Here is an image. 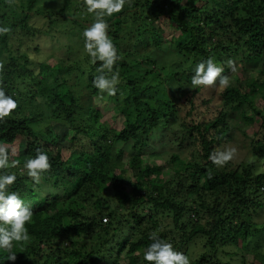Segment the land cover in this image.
I'll use <instances>...</instances> for the list:
<instances>
[{"label": "trees", "instance_id": "1", "mask_svg": "<svg viewBox=\"0 0 264 264\" xmlns=\"http://www.w3.org/2000/svg\"><path fill=\"white\" fill-rule=\"evenodd\" d=\"M95 18L84 0H0L8 29L0 33V87L17 101L0 120L9 155L0 173L16 175L9 190L32 209L28 238L12 241L15 260L0 249V262L149 264L143 250L155 233L190 264H230L223 259L241 252L227 247L249 252L248 238L264 235L254 219L264 210V171L232 159L214 165L209 154L227 149L238 130L253 134L252 155L264 160V0H125L104 16L120 57L112 66L119 97L110 96L125 113L119 130L107 125L106 92L92 84L102 61L84 50L82 32ZM17 27L32 37L60 34L69 45L63 56L30 60L13 49ZM209 57L229 85L218 77L192 88V69ZM37 148L50 168L34 183L23 164ZM196 242L202 251L192 258ZM243 257L235 264H264L261 251Z\"/></svg>", "mask_w": 264, "mask_h": 264}, {"label": "clouds", "instance_id": "2", "mask_svg": "<svg viewBox=\"0 0 264 264\" xmlns=\"http://www.w3.org/2000/svg\"><path fill=\"white\" fill-rule=\"evenodd\" d=\"M125 0H84L86 11L94 13L95 20L82 32L84 50L95 63L102 61L98 68L99 75L94 76L92 84L101 92L112 96L116 94L118 73L113 71V64L120 59L117 49L106 33L107 24L104 16H111L121 11ZM99 10V11H96ZM8 31L0 27V33ZM107 69V75L103 70ZM223 67L212 57L196 63L192 69L191 87L210 86L219 77V85L227 87L229 77L222 75ZM234 71V69H233ZM17 107V101L12 95L6 94L5 89L0 87V120L10 115ZM234 148L223 151L210 152L209 159L214 165H220L230 161L235 153ZM12 165L16 162L12 161ZM9 166V155L5 148L0 147V168ZM50 168L49 157L46 152L36 149L35 156L24 161L23 169L34 183H39L42 172ZM16 180L14 173H0V249L9 250L8 260H15L16 253L11 252L12 241H21L28 238L26 223L31 220L32 209L24 204V201L15 191H10L9 186ZM151 243L143 250V260L149 264H190L189 257L174 249L171 242L158 237L155 233L149 235ZM2 264V262H0Z\"/></svg>", "mask_w": 264, "mask_h": 264}, {"label": "rangeland", "instance_id": "3", "mask_svg": "<svg viewBox=\"0 0 264 264\" xmlns=\"http://www.w3.org/2000/svg\"><path fill=\"white\" fill-rule=\"evenodd\" d=\"M32 25H34L37 28H41V23L39 22H32ZM17 33V37H15L14 42H12V44L14 45L13 49H19V51H28V54L30 55V60H34V61H38V60H42L45 59V53H47L48 51H52L56 56H63L64 55V50L66 48V45L68 44V42L66 41V39H64L60 34H57V37L52 38L51 36L48 35H44V34H38L35 37L29 36V33H24V29L22 27H17L16 31L14 33V35ZM19 35L21 36V38H18ZM56 44V46L54 47V50L52 49V45ZM69 45V44H68ZM35 46H38L40 48V51H37L35 49ZM31 47H33V49H31ZM47 51V52H46ZM48 54V53H47ZM53 58V57H52ZM52 61V60H51ZM66 65H69V63H67ZM83 65V70H87L88 69V64H81ZM75 76V75H74ZM218 85V84H217ZM117 94V93H116ZM115 94V95H116ZM117 97H119V94L116 95ZM105 97V102L107 105V109L109 110L106 118H108L110 121L108 122V126L109 127H114L116 130H119L121 128H123L126 125V120H125V113L121 112L120 107H118L117 102H114L113 100L111 101L110 96L107 95V93L104 94ZM121 97V95H120ZM105 107V106H104ZM135 113H137L136 110H134ZM133 112V114H134ZM240 127L242 128V130H250V128L252 127V125H248V126H244V124L242 123L240 125ZM237 134H234V138L232 141H230L227 145V149L229 148H234L236 151L232 157V160L235 162H243L244 163H249V162H253L257 164V170L258 171H264V160H258L256 159L251 152V149L249 147V141L252 139L253 134L250 133L247 137H245L242 132L236 130ZM181 134V132H180ZM171 138H175L176 140L178 139L177 137L172 136ZM183 154H188L190 151V148H183V150H181ZM126 162L130 161V157L129 156H125L124 159ZM155 161L157 164L163 165L165 169H167L165 160L162 157H158L155 158ZM256 222H258V224H263L264 223V210L259 212L256 215V218H254ZM249 242V248L250 251L247 252L246 250H244L243 252L237 248V247H227L226 249L231 252L234 250H239V255L238 256H231V255H227L226 258L223 259V262L225 263L227 259L229 258H234V261L230 264H235V262H241L242 257L245 259H250L254 256L255 253L261 251L264 253V235H259V236H255V237H249L248 238ZM187 247L183 248V251L186 250ZM202 246L201 243L196 242L195 244H192L190 249H189V255H191L192 258H195L202 250Z\"/></svg>", "mask_w": 264, "mask_h": 264}]
</instances>
